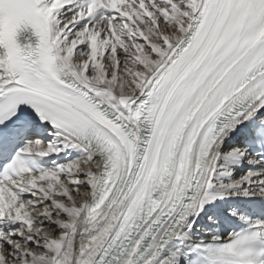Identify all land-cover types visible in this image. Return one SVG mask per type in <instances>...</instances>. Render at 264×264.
Segmentation results:
<instances>
[{
	"label": "snow or ice",
	"instance_id": "6c2138e0",
	"mask_svg": "<svg viewBox=\"0 0 264 264\" xmlns=\"http://www.w3.org/2000/svg\"><path fill=\"white\" fill-rule=\"evenodd\" d=\"M0 264H264V0H0Z\"/></svg>",
	"mask_w": 264,
	"mask_h": 264
}]
</instances>
